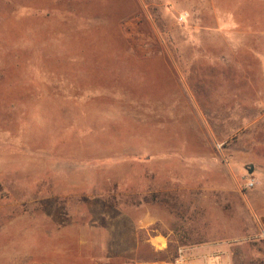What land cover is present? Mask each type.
I'll use <instances>...</instances> for the list:
<instances>
[{
	"label": "rangeland",
	"instance_id": "obj_1",
	"mask_svg": "<svg viewBox=\"0 0 264 264\" xmlns=\"http://www.w3.org/2000/svg\"><path fill=\"white\" fill-rule=\"evenodd\" d=\"M0 264H264V0H0Z\"/></svg>",
	"mask_w": 264,
	"mask_h": 264
},
{
	"label": "bare ground",
	"instance_id": "obj_2",
	"mask_svg": "<svg viewBox=\"0 0 264 264\" xmlns=\"http://www.w3.org/2000/svg\"><path fill=\"white\" fill-rule=\"evenodd\" d=\"M159 243H162V241L160 239H157V240H154L153 241V244L156 246L158 245ZM160 246V245H159Z\"/></svg>",
	"mask_w": 264,
	"mask_h": 264
},
{
	"label": "water",
	"instance_id": "obj_3",
	"mask_svg": "<svg viewBox=\"0 0 264 264\" xmlns=\"http://www.w3.org/2000/svg\"><path fill=\"white\" fill-rule=\"evenodd\" d=\"M252 170H253V167L250 166V169H249L248 173L251 174L252 173Z\"/></svg>",
	"mask_w": 264,
	"mask_h": 264
},
{
	"label": "crops",
	"instance_id": "obj_4",
	"mask_svg": "<svg viewBox=\"0 0 264 264\" xmlns=\"http://www.w3.org/2000/svg\"><path fill=\"white\" fill-rule=\"evenodd\" d=\"M147 2H149V0H147Z\"/></svg>",
	"mask_w": 264,
	"mask_h": 264
}]
</instances>
